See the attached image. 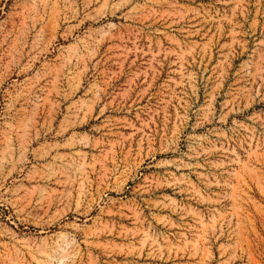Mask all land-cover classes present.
I'll return each instance as SVG.
<instances>
[{"label":"rangeland","instance_id":"obj_1","mask_svg":"<svg viewBox=\"0 0 264 264\" xmlns=\"http://www.w3.org/2000/svg\"><path fill=\"white\" fill-rule=\"evenodd\" d=\"M0 264H264V0H0Z\"/></svg>","mask_w":264,"mask_h":264}]
</instances>
